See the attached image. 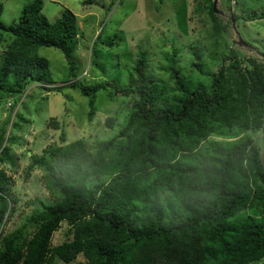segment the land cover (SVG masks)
<instances>
[{
  "label": "trees",
  "instance_id": "trees-1",
  "mask_svg": "<svg viewBox=\"0 0 264 264\" xmlns=\"http://www.w3.org/2000/svg\"><path fill=\"white\" fill-rule=\"evenodd\" d=\"M42 8L43 0H31L16 22L0 19V44L6 41L0 94L22 93L32 82L49 90V60L37 50L54 47L73 78L66 85L87 97L91 119L97 93L109 83L75 79L77 17L66 7L49 20ZM208 13L211 37H219L211 3ZM241 18L262 19L264 9ZM91 52L93 59V47ZM174 57L168 79L159 84L140 54L129 83L114 89L129 98L115 135L89 144L84 136L67 142L62 132L60 142L30 154L28 171L42 170L52 203L36 197L24 223L7 233L1 225L19 198L10 189L12 176L0 168V264H264V164L253 137L242 135L261 131L264 57H241L232 48L207 73L208 84L192 88L184 85ZM192 65L202 70L199 62ZM116 120L108 116L105 123L112 127ZM6 125L0 161L14 165L3 145ZM222 129L233 140L211 137ZM63 224L62 241L52 245Z\"/></svg>",
  "mask_w": 264,
  "mask_h": 264
},
{
  "label": "rangeland",
  "instance_id": "rangeland-1",
  "mask_svg": "<svg viewBox=\"0 0 264 264\" xmlns=\"http://www.w3.org/2000/svg\"><path fill=\"white\" fill-rule=\"evenodd\" d=\"M30 1L0 0L3 5L1 21L7 25L16 22L21 8ZM213 1L43 0L42 12L49 20L56 19L66 7L77 17L80 37L73 53L75 79L84 84L108 82L109 85L98 91L95 113L88 119L87 97L79 89L66 85L73 78L62 52L42 46L37 52L49 60L51 76L48 82L51 83L44 84L50 89H43L42 83L32 82L22 93L1 92L0 132L7 122L3 145L15 162L12 165L7 160L0 161V168L12 176L10 189L19 198L12 215L5 217L3 233L24 223L37 206L36 197L52 203L50 193L41 185L42 170L37 167L28 171L30 154L39 156L45 146L60 142L62 132L67 142L84 136L89 144H93L96 140L112 137L122 126L129 98L114 89L129 83L140 54L144 55L147 74L159 84L168 79L166 68L175 54L176 68L187 88L199 82L207 85V73L216 70L223 55L232 48L241 57H264V18L250 21L241 18L248 12L264 9V0H216L215 7L219 12L215 13L220 18L217 23L222 28L219 37H211L210 32L213 22L208 10L210 3L213 9ZM98 33L100 36L93 45ZM238 37L246 46L233 43ZM9 38V33L5 32V39L8 41ZM109 40L112 44L106 45ZM5 44L6 41L0 44V55ZM92 47L93 59H90ZM195 61L199 62L201 71L192 65ZM108 116H117L112 127L105 123ZM222 131L211 137L219 141L233 140V135ZM245 134L251 135L260 147L264 164L261 131L242 133ZM64 230L63 224L54 233L52 245L62 241ZM53 263L65 264L55 259Z\"/></svg>",
  "mask_w": 264,
  "mask_h": 264
},
{
  "label": "water",
  "instance_id": "water-1",
  "mask_svg": "<svg viewBox=\"0 0 264 264\" xmlns=\"http://www.w3.org/2000/svg\"><path fill=\"white\" fill-rule=\"evenodd\" d=\"M215 3H216V0L213 1V9H214V12L218 13L219 11H217V9L215 7ZM232 21H233V19H232ZM234 29L237 32V29L236 28H234ZM233 43L246 46V44L242 41V39L240 37H238L237 40H233ZM262 115H263V122H262V126H261V133H262V142H263V148H264V103H263Z\"/></svg>",
  "mask_w": 264,
  "mask_h": 264
},
{
  "label": "clouds",
  "instance_id": "clouds-1",
  "mask_svg": "<svg viewBox=\"0 0 264 264\" xmlns=\"http://www.w3.org/2000/svg\"><path fill=\"white\" fill-rule=\"evenodd\" d=\"M1 227H2V225H1Z\"/></svg>",
  "mask_w": 264,
  "mask_h": 264
}]
</instances>
